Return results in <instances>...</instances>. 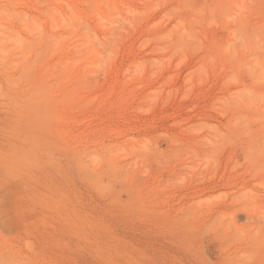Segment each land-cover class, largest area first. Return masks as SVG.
<instances>
[{
    "label": "rangeland",
    "instance_id": "1",
    "mask_svg": "<svg viewBox=\"0 0 264 264\" xmlns=\"http://www.w3.org/2000/svg\"><path fill=\"white\" fill-rule=\"evenodd\" d=\"M0 264H264V0H0Z\"/></svg>",
    "mask_w": 264,
    "mask_h": 264
},
{
    "label": "bare ground",
    "instance_id": "2",
    "mask_svg": "<svg viewBox=\"0 0 264 264\" xmlns=\"http://www.w3.org/2000/svg\"><path fill=\"white\" fill-rule=\"evenodd\" d=\"M212 248H213V245H212Z\"/></svg>",
    "mask_w": 264,
    "mask_h": 264
}]
</instances>
